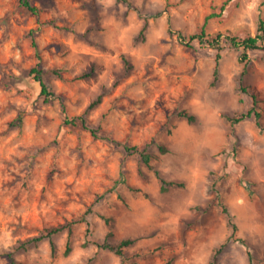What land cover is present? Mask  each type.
<instances>
[{
  "label": "rangeland",
  "instance_id": "374dc122",
  "mask_svg": "<svg viewBox=\"0 0 264 264\" xmlns=\"http://www.w3.org/2000/svg\"><path fill=\"white\" fill-rule=\"evenodd\" d=\"M31 2L0 0V264H209L223 243L216 264H264V50L226 39L256 35L264 0ZM202 30L221 33L217 81ZM241 83L261 125L226 117L252 106ZM70 222L69 255L67 231L18 248ZM109 231L135 239L124 255L97 244Z\"/></svg>",
  "mask_w": 264,
  "mask_h": 264
},
{
  "label": "trees",
  "instance_id": "16d2710c",
  "mask_svg": "<svg viewBox=\"0 0 264 264\" xmlns=\"http://www.w3.org/2000/svg\"><path fill=\"white\" fill-rule=\"evenodd\" d=\"M31 1L32 0H20V3L24 7L28 8L30 11H32L33 13H38L37 6L32 4ZM226 5H227V2H225L223 4V9L225 8ZM144 30H145V27L142 29L141 33H143ZM192 37L197 38L199 40H206L208 43H210V45H212L218 49L217 63H216V68H215V72H214L215 81H217L218 76H219V59L221 58L220 51L223 49L222 42H221V33H218L215 37L210 39L209 38L210 36L208 34H206L205 30H202L201 33L195 34ZM226 39L233 45L243 46L244 47L243 57H244V60H247L249 50H252V49L264 50V19H262L260 21L256 35L248 36V37H245L243 39L235 37V36H226ZM33 45L37 47V42L33 41ZM37 57H38V59H40V53H39L38 49H37ZM246 67L247 66H245V68L242 72V76L244 75V73L246 71ZM31 73L34 76L35 80H37L40 84L41 95L44 96L46 99H48L49 95L51 94V91L49 90V87H48V85L44 79L43 70L39 67L38 64H36V66H34L31 69ZM84 75H91V74L86 73ZM240 89L252 97V106L246 112H242L239 115H236V116L226 115V117L232 123H238V122L243 121L246 118H250V117L254 116L257 119V124L261 125V121H260L261 113L258 110V106H259V102H260L258 93L253 89L252 86L244 85L243 83L240 84ZM100 99H101V96H99L95 101H93L90 104V107H93L97 103H99ZM179 115L182 117H186L189 121L195 120V116L193 114H190L186 110L181 111ZM77 120L85 122V119L82 117H79ZM77 120L76 119L70 120L68 123L73 124ZM22 121H23V116L20 115L16 121L17 125L21 126ZM92 131L94 132V129H92ZM112 141L118 145H122L129 152H138L141 155L143 162L146 164L150 165L152 159L154 158L152 153L148 152L146 149L140 150V148L137 145H130V144L120 142L117 140H112ZM158 147L162 153H166L168 151V148L164 144H158ZM161 181H162V186H161L162 191H166L168 189V186H183L182 182H179L176 180H166L164 178H161ZM225 211H226L228 218H229V224L232 227V234L230 236V238H232L235 236L238 228H237L236 223L233 222V220H232L233 217L227 208H225ZM107 221H110V219L107 218ZM74 223L75 222H70L68 224H64L61 226H56V227L47 229L41 235L36 236V237H32L29 240L22 242L20 244V246H18V248H27L29 245L36 244V243H38L42 240H45V239H49L51 242V245H52L53 252H55L56 246H55L54 241L52 240L53 235L58 234V233L63 232V231H67L68 237H67L66 248H65L64 253H65V255H69L70 252L72 251V235H73V224ZM87 224L89 225V222H87ZM111 235H112V231H109L107 236H106L105 241L104 242H97V244L100 247L113 250L118 255H124L125 249L127 247L131 246L135 242L134 238H124L117 243H110L108 239ZM237 240H240V239L238 238ZM225 245H226V243H223L220 247H218L216 249V251H215L212 259L210 260L209 264H216L217 263L219 254L221 253V251L225 247ZM6 256L8 257L10 264H24L23 262L17 260L12 252L6 253Z\"/></svg>",
  "mask_w": 264,
  "mask_h": 264
}]
</instances>
